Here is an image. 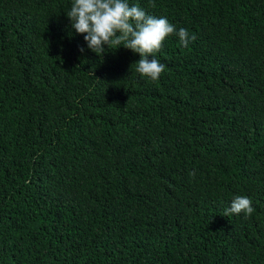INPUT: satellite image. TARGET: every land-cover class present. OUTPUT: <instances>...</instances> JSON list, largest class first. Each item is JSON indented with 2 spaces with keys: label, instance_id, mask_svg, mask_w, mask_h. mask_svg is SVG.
Wrapping results in <instances>:
<instances>
[{
  "label": "trees",
  "instance_id": "16d2710c",
  "mask_svg": "<svg viewBox=\"0 0 264 264\" xmlns=\"http://www.w3.org/2000/svg\"><path fill=\"white\" fill-rule=\"evenodd\" d=\"M71 3L0 0V264H264V0H129L195 35L156 81Z\"/></svg>",
  "mask_w": 264,
  "mask_h": 264
},
{
  "label": "clouds",
  "instance_id": "9594fccd",
  "mask_svg": "<svg viewBox=\"0 0 264 264\" xmlns=\"http://www.w3.org/2000/svg\"><path fill=\"white\" fill-rule=\"evenodd\" d=\"M66 16L71 28L76 34L83 35L87 48L98 56L120 46L138 53L140 58L135 62V71L152 81L159 79L165 69L155 57L167 37L178 36L183 47L195 40V35H189L186 28L177 30L166 17L150 15L139 4H129V0H72ZM253 211L251 199L237 195L223 215L243 213L248 217Z\"/></svg>",
  "mask_w": 264,
  "mask_h": 264
}]
</instances>
